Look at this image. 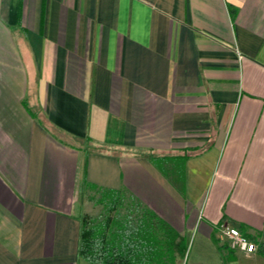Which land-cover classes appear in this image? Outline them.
Returning <instances> with one entry per match:
<instances>
[{
	"label": "crops",
	"instance_id": "obj_1",
	"mask_svg": "<svg viewBox=\"0 0 264 264\" xmlns=\"http://www.w3.org/2000/svg\"><path fill=\"white\" fill-rule=\"evenodd\" d=\"M103 189L193 242L174 264H264V0H0V264H89Z\"/></svg>",
	"mask_w": 264,
	"mask_h": 264
},
{
	"label": "trees",
	"instance_id": "obj_2",
	"mask_svg": "<svg viewBox=\"0 0 264 264\" xmlns=\"http://www.w3.org/2000/svg\"><path fill=\"white\" fill-rule=\"evenodd\" d=\"M161 159H155L159 165ZM163 169V168H162ZM184 167L175 170L173 183L181 189ZM104 212L82 217L80 257L89 264H174L186 256L188 241L166 220L133 200L125 206L122 190L103 189ZM264 256V244L258 243Z\"/></svg>",
	"mask_w": 264,
	"mask_h": 264
},
{
	"label": "built area",
	"instance_id": "obj_3",
	"mask_svg": "<svg viewBox=\"0 0 264 264\" xmlns=\"http://www.w3.org/2000/svg\"><path fill=\"white\" fill-rule=\"evenodd\" d=\"M219 239L228 242L232 247L246 253H253L257 250V245L248 238L239 228L224 226L219 233Z\"/></svg>",
	"mask_w": 264,
	"mask_h": 264
},
{
	"label": "rangeland",
	"instance_id": "obj_4",
	"mask_svg": "<svg viewBox=\"0 0 264 264\" xmlns=\"http://www.w3.org/2000/svg\"><path fill=\"white\" fill-rule=\"evenodd\" d=\"M102 195H103L102 191H94L91 194L93 200L88 201V210H89V215H91L92 218L99 217V215L104 212L105 205L104 203L100 202ZM133 203H134L133 200H130L129 198L125 199V206L121 210L122 213H125L127 211V207L132 206ZM192 244L193 242L188 243V251H190V249L192 248Z\"/></svg>",
	"mask_w": 264,
	"mask_h": 264
}]
</instances>
